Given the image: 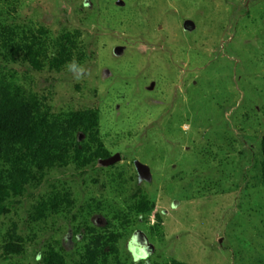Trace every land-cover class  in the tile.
Returning <instances> with one entry per match:
<instances>
[{
	"label": "rangeland",
	"instance_id": "1",
	"mask_svg": "<svg viewBox=\"0 0 264 264\" xmlns=\"http://www.w3.org/2000/svg\"><path fill=\"white\" fill-rule=\"evenodd\" d=\"M1 28L39 36L43 53L32 67L1 50L0 79L48 121L96 110L98 133L67 135L85 157L35 170L6 199L0 264H41L49 249L73 264L93 231L118 235L119 264L138 244L151 263L264 264V0H0ZM54 195L68 203L36 218ZM142 199L151 210L137 213ZM10 238L20 254L5 258Z\"/></svg>",
	"mask_w": 264,
	"mask_h": 264
},
{
	"label": "trees",
	"instance_id": "2",
	"mask_svg": "<svg viewBox=\"0 0 264 264\" xmlns=\"http://www.w3.org/2000/svg\"><path fill=\"white\" fill-rule=\"evenodd\" d=\"M5 28V27H3ZM1 28V29H3ZM10 28L1 30V50L7 53L12 50V55L25 52L24 60L32 67H37V56L43 53L42 40L39 36L30 34L29 38L20 41L16 32ZM40 35V34H37ZM71 38L67 35L63 45L71 44ZM35 46H38L35 48ZM67 61H70L67 60ZM53 66V65H52ZM48 121L39 117L34 104L22 96L17 89L0 79V215L5 214L6 199L11 195H21L23 187L36 178L35 170L42 171L45 168L57 165H67L71 160H81L85 156L84 149L73 146V158L69 154L71 146L67 143V135H90L98 133V113L96 110L71 111L65 118ZM94 142L101 148L96 137ZM93 157L100 160L109 159V154L98 150L92 153ZM262 154V179L264 185V136L261 140ZM68 203L61 196H52L47 201L37 203L34 208L36 218H44L47 214H56L62 204ZM137 213H145L151 210L146 199H142L133 208ZM161 220L155 217V226L150 232L155 233L154 228H159ZM10 238L4 245L5 256L20 254L18 244ZM118 235L111 231L107 234H97L93 231L90 240L82 248L81 253L73 264H119L116 259L115 249ZM6 258V257H5ZM41 264H67L64 257L49 249L41 258ZM144 264H159L145 261ZM166 264H184L171 261Z\"/></svg>",
	"mask_w": 264,
	"mask_h": 264
},
{
	"label": "clouds",
	"instance_id": "3",
	"mask_svg": "<svg viewBox=\"0 0 264 264\" xmlns=\"http://www.w3.org/2000/svg\"><path fill=\"white\" fill-rule=\"evenodd\" d=\"M69 70L76 73L75 78L77 80L83 78V73L85 72V69L81 65H79L75 60H73L69 64ZM130 251L133 255L134 264H139L140 260L147 261L150 256V252L146 244L144 245L138 244L137 247L130 248Z\"/></svg>",
	"mask_w": 264,
	"mask_h": 264
},
{
	"label": "water",
	"instance_id": "4",
	"mask_svg": "<svg viewBox=\"0 0 264 264\" xmlns=\"http://www.w3.org/2000/svg\"><path fill=\"white\" fill-rule=\"evenodd\" d=\"M117 158H118V156L116 155V156L110 157L105 162L112 163V162H115ZM134 165H135V169H136L139 180L148 181L149 180L148 168L144 165H141L139 162H135Z\"/></svg>",
	"mask_w": 264,
	"mask_h": 264
}]
</instances>
